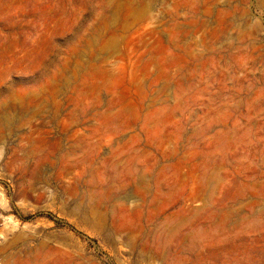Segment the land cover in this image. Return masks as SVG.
Masks as SVG:
<instances>
[{"label": "rangeland", "instance_id": "374dc122", "mask_svg": "<svg viewBox=\"0 0 264 264\" xmlns=\"http://www.w3.org/2000/svg\"><path fill=\"white\" fill-rule=\"evenodd\" d=\"M0 264H264V0H0Z\"/></svg>", "mask_w": 264, "mask_h": 264}]
</instances>
